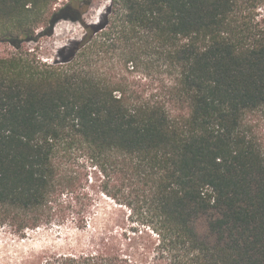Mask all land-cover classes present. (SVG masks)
<instances>
[{
	"label": "trees",
	"instance_id": "trees-1",
	"mask_svg": "<svg viewBox=\"0 0 264 264\" xmlns=\"http://www.w3.org/2000/svg\"><path fill=\"white\" fill-rule=\"evenodd\" d=\"M93 2L0 0L17 50L0 57V229L76 233L17 264H264V0H110L60 61L23 49ZM150 68L159 87L130 81ZM99 194L137 225L113 227Z\"/></svg>",
	"mask_w": 264,
	"mask_h": 264
},
{
	"label": "rangeland",
	"instance_id": "rangeland-1",
	"mask_svg": "<svg viewBox=\"0 0 264 264\" xmlns=\"http://www.w3.org/2000/svg\"><path fill=\"white\" fill-rule=\"evenodd\" d=\"M68 0H58V7L64 6ZM110 0H94L92 6L82 13L79 22L70 19H61L56 22L48 34L38 36L35 40L22 42L24 50H29L37 59L47 64L60 61L67 52L60 56L64 47H72L75 42L81 41L86 33L85 25H93L105 15ZM43 29L38 30L42 32ZM9 42L0 43V57H6L16 52ZM144 77L140 79L137 73H130V81H135L147 90L159 87L163 84L165 76L162 70L150 68L146 70ZM140 82V83H139ZM89 169V188L92 192L98 191V183ZM97 211L104 215L106 221H110L113 227L117 225L130 228L137 225L140 213H130V208L125 203L117 202L105 194H99L96 198ZM139 210V208H138ZM199 232L205 233L204 224H199ZM75 232L72 225L49 226L29 231L25 239L8 236L0 229V264H17L30 256L38 255L47 250H64L71 246L75 240Z\"/></svg>",
	"mask_w": 264,
	"mask_h": 264
}]
</instances>
